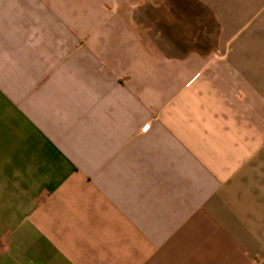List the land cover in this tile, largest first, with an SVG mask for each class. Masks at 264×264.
<instances>
[{
	"label": "crops",
	"instance_id": "0c3cea01",
	"mask_svg": "<svg viewBox=\"0 0 264 264\" xmlns=\"http://www.w3.org/2000/svg\"><path fill=\"white\" fill-rule=\"evenodd\" d=\"M0 264H264V0H0Z\"/></svg>",
	"mask_w": 264,
	"mask_h": 264
}]
</instances>
